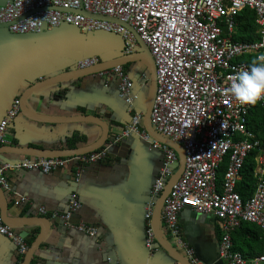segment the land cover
<instances>
[{"label": "built area", "instance_id": "2783aa9c", "mask_svg": "<svg viewBox=\"0 0 264 264\" xmlns=\"http://www.w3.org/2000/svg\"><path fill=\"white\" fill-rule=\"evenodd\" d=\"M244 10L255 13L258 38L254 41L235 39L236 18ZM98 16L117 21L100 20ZM63 23L82 33L103 31L118 35L125 54L137 48L134 35L126 28L129 27L149 49L156 73L151 125L160 135L180 145L184 153L182 173L168 193L161 219L167 234L184 249L188 261L202 264L179 238L178 216L185 208L215 218L221 233L218 260L225 264H264V141L246 127L252 104H241L227 91L232 76L250 66L241 59L253 61L264 56V0H11L0 6V25L13 34L41 33ZM96 63V57L85 58L77 63V68ZM98 75L108 82H118V96L131 114L130 124L120 135L85 155L23 157L0 164V187L4 193L15 195L7 179V173L13 170L48 174L72 165L78 180L86 165L102 161L111 146L136 134L153 149L162 150V164L152 189L153 197L160 195L177 164L175 152L140 130L143 113L134 106L138 95L122 67ZM18 104L19 99H14L0 121V147L7 143V129L20 114ZM256 104L264 112V99ZM253 152L252 177L256 185L244 202L236 187L242 180L244 162ZM223 162L226 168L218 188L217 171ZM23 202L21 199L14 204ZM79 208L77 195L72 194L67 212L51 216L70 227V217ZM38 211L44 214L42 208ZM145 212V249L150 259L157 251L151 227L152 203ZM243 222L255 225L262 233V251L250 262L232 248V232ZM77 230L90 237L96 234L81 225ZM0 235L16 246L23 259L28 246L20 234L3 223L1 214Z\"/></svg>", "mask_w": 264, "mask_h": 264}, {"label": "crops", "instance_id": "0c3cea01", "mask_svg": "<svg viewBox=\"0 0 264 264\" xmlns=\"http://www.w3.org/2000/svg\"><path fill=\"white\" fill-rule=\"evenodd\" d=\"M7 1L0 0V6ZM81 35L68 26L39 36H21L0 30V121L14 99H19L27 88L38 81L76 69L82 57H96L100 63L125 54L124 47L119 45L120 38L115 35L96 33L92 39ZM128 65L122 69L138 95L134 106L137 111L145 113L149 95L148 68L142 62ZM117 83L115 79L108 82L106 77L98 74L81 77L40 88L28 96L25 105L43 116L95 117L108 125L107 141H111L131 122V114L127 113L118 96ZM140 130L146 133L143 119ZM157 134L160 135L158 131ZM100 135L101 129L90 123H38L20 114L9 125L7 143L3 146L40 150L79 149L93 144ZM22 158L0 154V164ZM162 160V150L153 149L140 136L130 134L111 146L102 161L86 165L78 180H75V167L72 165L48 174L10 171L7 179L15 195L4 193L8 225L24 238L26 244L34 241L41 229H48L31 259L34 264H179L156 240L157 251L150 259L146 256L145 210L149 203L154 209L160 196L153 197L152 189ZM177 168L178 161L173 174ZM72 194L77 195L80 208L72 213L70 227H66L51 215L67 212ZM21 199L24 202L16 206L14 203ZM39 208L44 210V214L39 213ZM11 222H18L17 226ZM80 225L92 229L95 236L90 237L77 230ZM160 226L162 238L176 253L186 258L184 249L167 234L162 219ZM178 227L179 238L200 263L225 264L218 260L221 233L212 214L185 208L179 213ZM243 229L234 230L232 235L240 234L241 239L252 243L255 242L254 234L259 235L257 239L261 236L257 228L246 234L241 232ZM30 245L27 244L28 247ZM256 248H260V244H254V251ZM243 249L247 262L257 256L254 251L246 254V248ZM21 261L16 246L0 235V264H20Z\"/></svg>", "mask_w": 264, "mask_h": 264}, {"label": "water", "instance_id": "95a60500", "mask_svg": "<svg viewBox=\"0 0 264 264\" xmlns=\"http://www.w3.org/2000/svg\"><path fill=\"white\" fill-rule=\"evenodd\" d=\"M11 1V0H8ZM7 1V2H8ZM4 5V4H3ZM2 6V5H1ZM100 20L105 21H112L116 22L117 20L108 18V17H96ZM124 25V24H122ZM63 26H68L70 28H73L78 33H81V37L85 38L86 35L89 33L96 34V33H102V34H110L115 35L113 33L103 32V31H92L88 33H82L79 31V29L75 28L72 25L68 24H61L59 27L52 28L50 30H45L41 33H24V34H15V35H42L45 32L52 31L55 29H59ZM126 26V25H125ZM129 29V31L134 35L135 40L137 42V48L133 53L130 54H124L122 57L108 60L104 62H98L90 67L86 68H76L74 70L61 73L59 75H56L54 77H51L49 79H45L42 81H38L37 83H34L32 86L27 88L20 96L19 98V113L24 116L25 118L38 122V123H46V124H63V123H90L93 125L98 126L101 129V135L99 139L94 142L91 145H88L83 148L79 149H69V150H40L35 148H19V147H11V146H2L0 147V154H8V155H18L23 157H35V158H59V157H71V156H79V155H85L88 153H91L99 148H101L108 139L109 136V129L108 125L100 121L99 119L95 117L85 116V115H78L74 117H53V116H43L34 113L33 111L29 110L26 107V100L29 95L34 93L40 88L51 86V85H58L65 83L67 81L75 80L81 77H87L91 75H96L105 71H109L117 66L122 67L126 64H131L135 62H142L144 63L148 68L149 73V95H148V101L145 113H143V125L145 128V131L148 136L156 139L157 141L167 144L170 148H172L175 152V155H177V161H178V168L175 171V173L170 177L167 184L164 186L162 193H160V196L158 198V201L156 202L152 216H151V227L153 229L155 240L156 242L161 246L163 250H165L171 257H173L179 264H191L187 258H185L182 255H179L176 253L166 242L164 238H162L161 235V215H162V207L165 203V200L168 196V193L172 187V185L179 179L184 165V153L183 149L180 145H178L176 142L172 141L171 139H165L157 134V131L152 127L150 122V112H151V105L153 104V99L155 95L156 90V73H155V65L151 56V53L147 46L142 42V40L139 38V36L133 31V29L126 27ZM0 30H7L6 26L0 25ZM8 31V30H7ZM9 32V31H8ZM10 33V32H9ZM13 34V33H12ZM120 38L121 45L124 47L123 40L120 36L115 35ZM92 43V42H90ZM92 45V44H91ZM87 57H82L80 60L85 59ZM79 60V61H80ZM78 61V62H79ZM77 62V63H78ZM19 114V115H20ZM18 115V116H19ZM0 214L3 220V223L8 225L10 224L7 220V212H8V206L5 201L4 192L0 187ZM46 223H48L47 219H43ZM18 222H11L12 225H15ZM24 225V224H23ZM27 225V224H25ZM9 226V225H8ZM17 226V224L15 225ZM48 229H41V232L36 236L35 240L31 243V245L28 247L26 254L24 255L22 261L20 264H30L31 259L33 255L35 254L36 250L38 249L39 245L43 242L44 236H46Z\"/></svg>", "mask_w": 264, "mask_h": 264}, {"label": "trees", "instance_id": "16d2710c", "mask_svg": "<svg viewBox=\"0 0 264 264\" xmlns=\"http://www.w3.org/2000/svg\"><path fill=\"white\" fill-rule=\"evenodd\" d=\"M237 20V33L235 36L236 40L239 41H254L258 38V34L256 33L257 31V26L254 24L255 20V13L250 10H244L242 11L238 17L236 18ZM242 61H246L249 65L251 64L252 60H247V58L241 59ZM246 127L248 130L252 131L258 139H261L264 141V112L263 110L259 107L258 104H252L250 106V109L248 111L247 119H246ZM254 152L251 153L248 158H246L244 165L241 170V176L242 180L241 182L237 185L236 191L239 193L241 196L242 200L245 202L250 196L251 193L256 185V180L252 177L253 176V169H254ZM226 168V162H223L217 171V187L220 188L223 180V175L224 171ZM244 228L241 232L246 234L247 232H253L254 229H258L260 232L261 230L256 227L255 225L249 224V223H241L240 226L236 229ZM235 230V231H236ZM234 231V232H235ZM233 232V233H234ZM240 233V232H239ZM242 235V234H241ZM233 236V235H232ZM254 239L255 242H249L246 239H241L240 234L233 236L232 243H233V250L240 252L242 255H244V249L243 247L246 248V254L250 253L251 251H254V244H260V248H256L254 251L255 255H259L262 251V233L260 236V240L257 239L259 235L254 234ZM33 240L29 241L27 244L30 245ZM30 264H34L33 261L30 262Z\"/></svg>", "mask_w": 264, "mask_h": 264}, {"label": "clouds", "instance_id": "9594fccd", "mask_svg": "<svg viewBox=\"0 0 264 264\" xmlns=\"http://www.w3.org/2000/svg\"><path fill=\"white\" fill-rule=\"evenodd\" d=\"M227 91L241 104H256L264 99V56L253 60L249 68L236 72Z\"/></svg>", "mask_w": 264, "mask_h": 264}, {"label": "rangeland", "instance_id": "374dc122", "mask_svg": "<svg viewBox=\"0 0 264 264\" xmlns=\"http://www.w3.org/2000/svg\"><path fill=\"white\" fill-rule=\"evenodd\" d=\"M93 36H94V34H92V33L90 34V33H89L88 35H86V38H87V39H92ZM119 45H121V43H119ZM133 64H134V63H131V64H129L128 66H132ZM146 100L148 101V99H146Z\"/></svg>", "mask_w": 264, "mask_h": 264}]
</instances>
